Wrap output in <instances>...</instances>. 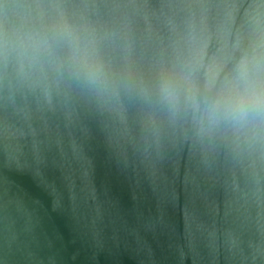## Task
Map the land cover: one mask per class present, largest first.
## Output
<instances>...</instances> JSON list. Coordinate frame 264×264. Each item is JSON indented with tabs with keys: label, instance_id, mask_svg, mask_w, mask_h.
<instances>
[{
	"label": "water",
	"instance_id": "water-1",
	"mask_svg": "<svg viewBox=\"0 0 264 264\" xmlns=\"http://www.w3.org/2000/svg\"><path fill=\"white\" fill-rule=\"evenodd\" d=\"M55 29L39 65L0 53V264H264V127L187 102L264 55V0H0V38Z\"/></svg>",
	"mask_w": 264,
	"mask_h": 264
},
{
	"label": "clouds",
	"instance_id": "clouds-1",
	"mask_svg": "<svg viewBox=\"0 0 264 264\" xmlns=\"http://www.w3.org/2000/svg\"><path fill=\"white\" fill-rule=\"evenodd\" d=\"M59 44L73 45L72 34L67 29H55L50 34L22 32L0 38V53L14 55L22 66H33L50 57ZM72 74L92 86H104L102 69L86 61L76 65ZM179 98V85L175 81L160 82L161 103L174 107ZM187 102L202 111L210 127H264V55L253 54L240 60L229 91L202 99L189 97Z\"/></svg>",
	"mask_w": 264,
	"mask_h": 264
}]
</instances>
